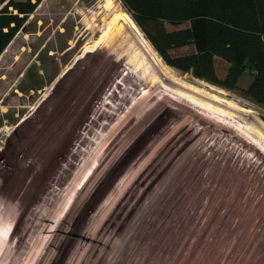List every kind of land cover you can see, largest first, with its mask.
Listing matches in <instances>:
<instances>
[{
    "label": "rangeland",
    "instance_id": "rangeland-1",
    "mask_svg": "<svg viewBox=\"0 0 264 264\" xmlns=\"http://www.w3.org/2000/svg\"><path fill=\"white\" fill-rule=\"evenodd\" d=\"M147 42L121 0H43L0 56V264H166L169 254L179 257L176 264H203L216 240L209 264L257 256L264 230L241 249L233 236L223 243L210 235L176 247L166 234L169 221L157 224V200L140 201L142 177L129 167L139 166L146 138L149 152L190 112L214 125L189 150L190 162L196 152L206 154L215 124L220 136L250 142L264 162V106L241 90L252 77L244 75L238 90L223 88L168 65L154 48L161 64L147 59L144 66L159 80L153 85V76L143 77V67L127 59L133 48L145 56ZM217 67L224 75L227 64L218 59ZM65 150L78 152L70 171L61 166ZM123 151L128 160L119 170L114 159Z\"/></svg>",
    "mask_w": 264,
    "mask_h": 264
},
{
    "label": "bare ground",
    "instance_id": "bare-ground-1",
    "mask_svg": "<svg viewBox=\"0 0 264 264\" xmlns=\"http://www.w3.org/2000/svg\"><path fill=\"white\" fill-rule=\"evenodd\" d=\"M141 46L145 51L144 54L146 53L145 56L139 53L141 50H137V52L133 48L131 51H128L127 59L136 68L140 69L143 67L144 72L141 70L145 73L143 77L149 78L153 76V85H160L159 80H154L155 76L152 74L149 75V72L144 66L149 59L161 64V59L157 55L156 50L148 42ZM164 91L160 90V96L168 95ZM171 96L167 98V102L173 103L176 98ZM184 96H186L184 98L187 101H193V103L195 101L204 107L212 109L209 104L195 99L193 96ZM177 102H174L173 106ZM186 105L188 106V104L184 106L186 107ZM181 106L177 103V107ZM177 107L173 109L176 117L181 112ZM212 110L218 113L214 109ZM150 123L152 124V122ZM210 126L204 123L199 114L190 112L172 124V127L176 128L174 134L165 136L161 143L157 140L154 141L156 146L154 147L152 143L151 150L145 152L148 148L147 142L151 141L150 139L147 140L148 138H146L147 141L145 140L149 129H151L148 127L146 131L144 130L142 135L143 140L141 141L142 143L145 140L144 145L146 146L144 149H141L138 155L139 158L135 160L138 161L141 159L139 166L136 167L138 162H133L129 167V171H137L135 174H139L142 177L139 190L140 201L144 203L148 200H157L156 214L160 216L157 224L161 226L163 223L169 221L166 234L177 239L174 246L179 247V244L183 241L182 239H187L192 236H217L219 240L223 238V243L225 242V237L230 238L233 236L238 241L239 249H241L249 240H254L255 235L262 233L260 230H264V162L261 159L263 156L258 151V154L261 155L258 158V154H255V151H253L254 146L250 145V142H245L240 137H235L228 133L223 137L220 136L218 129H216L218 126L215 124L214 132L217 137L208 141L207 148L205 149L206 154L203 155L204 153H202L201 157H197L196 152L193 160L190 162L189 150L196 146L199 141H204L201 139L202 133H204L203 137H207L209 133L211 135L212 132L209 129L214 128V125ZM138 132L139 129L137 134ZM137 134L126 142L127 145L124 150L132 146ZM231 136L232 139L229 140ZM85 142L83 140V144ZM64 152V160L61 166L68 164L67 166L70 168V171L72 170L71 164L73 167L76 164L72 159H76L78 152L74 156L68 150ZM124 153L125 151L123 153L121 152L118 155L119 158L114 159L116 161L115 167H118V169H121L122 165L128 160L127 154ZM114 160H112L113 163ZM113 170H110L109 173L114 177L116 171ZM167 186L169 187L168 192L170 194L165 195ZM72 195L74 196L75 194L73 193ZM173 197L174 200L172 199ZM148 212H150V209H147L142 217L146 216ZM219 246L220 243L218 240L210 243L208 254L202 258L203 264H209L211 262L213 254L219 249ZM172 256L173 254H169L166 264L177 263L179 257L174 258ZM12 259L14 258L12 257ZM246 264H264V240L260 242V250L257 256L247 260Z\"/></svg>",
    "mask_w": 264,
    "mask_h": 264
},
{
    "label": "trees",
    "instance_id": "trees-1",
    "mask_svg": "<svg viewBox=\"0 0 264 264\" xmlns=\"http://www.w3.org/2000/svg\"><path fill=\"white\" fill-rule=\"evenodd\" d=\"M42 1L0 0V56ZM121 1L168 65L230 90L248 74L241 90L264 106V0Z\"/></svg>",
    "mask_w": 264,
    "mask_h": 264
}]
</instances>
